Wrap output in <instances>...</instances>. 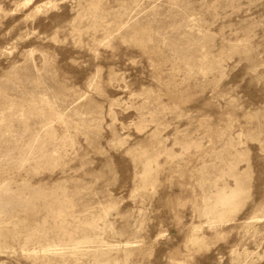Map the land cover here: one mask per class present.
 Instances as JSON below:
<instances>
[{
    "label": "rangeland",
    "instance_id": "1",
    "mask_svg": "<svg viewBox=\"0 0 264 264\" xmlns=\"http://www.w3.org/2000/svg\"><path fill=\"white\" fill-rule=\"evenodd\" d=\"M0 264H264V0H0Z\"/></svg>",
    "mask_w": 264,
    "mask_h": 264
}]
</instances>
